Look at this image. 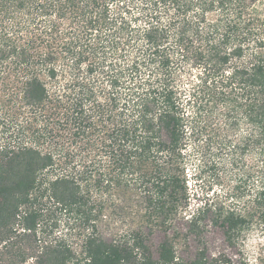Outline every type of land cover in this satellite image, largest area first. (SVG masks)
<instances>
[{"label":"trees","instance_id":"obj_1","mask_svg":"<svg viewBox=\"0 0 264 264\" xmlns=\"http://www.w3.org/2000/svg\"><path fill=\"white\" fill-rule=\"evenodd\" d=\"M253 227L264 0H0V264H229L178 244Z\"/></svg>","mask_w":264,"mask_h":264},{"label":"rangeland","instance_id":"obj_2","mask_svg":"<svg viewBox=\"0 0 264 264\" xmlns=\"http://www.w3.org/2000/svg\"><path fill=\"white\" fill-rule=\"evenodd\" d=\"M218 189L219 186L213 184L208 190L209 198H213L214 190ZM198 192L200 193V191ZM192 202L191 206L193 207L197 202L196 200ZM177 226L183 231L186 230V226L182 222H179ZM162 238L161 232H154L149 238L148 245L151 247L155 258L157 257V246ZM202 248L207 249L208 255L222 254L229 261V264H261L264 262V232L259 227H253L246 231L234 246H228L220 229L209 228L207 233L200 238L190 235L186 240L179 242L178 256L184 260H190Z\"/></svg>","mask_w":264,"mask_h":264}]
</instances>
